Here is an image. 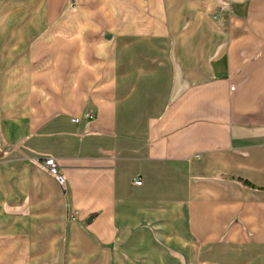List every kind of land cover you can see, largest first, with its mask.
Segmentation results:
<instances>
[{
  "label": "crops",
  "instance_id": "0c3cea01",
  "mask_svg": "<svg viewBox=\"0 0 264 264\" xmlns=\"http://www.w3.org/2000/svg\"><path fill=\"white\" fill-rule=\"evenodd\" d=\"M72 1L0 0L3 229L54 264H264V0Z\"/></svg>",
  "mask_w": 264,
  "mask_h": 264
},
{
  "label": "rangeland",
  "instance_id": "374dc122",
  "mask_svg": "<svg viewBox=\"0 0 264 264\" xmlns=\"http://www.w3.org/2000/svg\"><path fill=\"white\" fill-rule=\"evenodd\" d=\"M100 0H91L93 3V6L89 4V7H91L92 10L97 11L98 13L101 12V9L98 6ZM131 1V0H130ZM73 3L75 2L74 0L72 1ZM115 0L113 2V12L116 14V10H121L120 8L118 9ZM128 5H126L125 11H124V16L128 17V19L132 16L133 14V9H136L137 11L140 8H145L144 11L140 12L142 15H148L150 13V10L148 9V6L146 5L145 0H141V4H139V1H137L136 6L134 7L133 2H127ZM160 8V7H159ZM157 8V9H159ZM85 7L77 8V14H85L86 12L84 11ZM71 8H66L62 13H68ZM75 10H73L74 13ZM152 11V10H151ZM155 12V11H154ZM103 13V12H102ZM156 13V12H155ZM122 14V11L121 13ZM131 25V23H130ZM113 32L116 33L117 27L111 28ZM109 30V32L111 31ZM1 170L3 171V167H1ZM3 178L0 180L2 181L3 185ZM4 208L3 204H0V264H54L52 262H48V259H51V254L48 256H43L41 254L42 247H37L36 241H37V234L36 232H21L19 231H14L13 234H10L6 232L3 229L4 225ZM2 227V228H1ZM12 238V243L6 242L7 239ZM158 238L159 235H158ZM27 239L29 242L33 241L34 243L33 246H26ZM10 242V240H9ZM8 244V245H7ZM157 253L158 255L161 254H166L167 256L172 255L174 258V263L172 264H201L196 262V255L199 254L200 248L197 246L195 247H190L188 251L186 249H181L180 247L177 246H164L162 242H157ZM230 252L229 248H224V247H206L205 248V255H206V260L210 261L212 260V255H228ZM141 254L143 253V250L140 252ZM165 256V255H163ZM183 258V259H182ZM45 259V262H44ZM187 259V260H186ZM65 264V263H62ZM140 264H150L148 262H144L142 258L140 259ZM156 264H162L161 262H158ZM164 264V263H163ZM169 264V263H165ZM205 264H213L212 262H207ZM227 264V263H225Z\"/></svg>",
  "mask_w": 264,
  "mask_h": 264
},
{
  "label": "built area",
  "instance_id": "2783aa9c",
  "mask_svg": "<svg viewBox=\"0 0 264 264\" xmlns=\"http://www.w3.org/2000/svg\"><path fill=\"white\" fill-rule=\"evenodd\" d=\"M86 117L89 118V119H91V118H93V115L91 113H88L86 115ZM44 163H45L46 167L48 168V170L52 174L56 175L58 181L60 183L64 184V178L59 173L58 164H57L56 160L53 157H48V158L45 159ZM136 183L137 184H141L142 183V180H136Z\"/></svg>",
  "mask_w": 264,
  "mask_h": 264
},
{
  "label": "water",
  "instance_id": "95a60500",
  "mask_svg": "<svg viewBox=\"0 0 264 264\" xmlns=\"http://www.w3.org/2000/svg\"><path fill=\"white\" fill-rule=\"evenodd\" d=\"M108 37L111 38V34H109Z\"/></svg>",
  "mask_w": 264,
  "mask_h": 264
}]
</instances>
